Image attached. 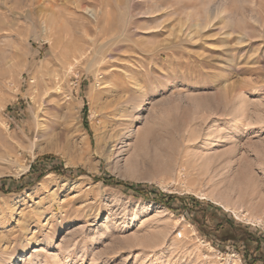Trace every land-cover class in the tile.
Wrapping results in <instances>:
<instances>
[{
	"label": "rangeland",
	"instance_id": "rangeland-1",
	"mask_svg": "<svg viewBox=\"0 0 264 264\" xmlns=\"http://www.w3.org/2000/svg\"><path fill=\"white\" fill-rule=\"evenodd\" d=\"M263 166L264 0H0V264H225L242 243L104 178L264 232Z\"/></svg>",
	"mask_w": 264,
	"mask_h": 264
},
{
	"label": "trees",
	"instance_id": "trees-1",
	"mask_svg": "<svg viewBox=\"0 0 264 264\" xmlns=\"http://www.w3.org/2000/svg\"><path fill=\"white\" fill-rule=\"evenodd\" d=\"M48 158L50 157L43 156L38 158L32 164L30 171L26 175L20 177L19 181L21 182V185L18 187L19 190L33 185L44 176V171H41L39 169V166L42 165L41 161H45ZM50 171H54L61 175H66L67 172H69L70 170H65L63 164H57V165H50ZM9 179L10 181L14 182L12 178ZM94 179L98 180L100 179V177L94 176ZM2 180L5 181L8 180V178L5 177L3 179H0L1 182ZM104 182L109 185L123 186L125 190H127V192L128 191L133 192L134 195L136 196H142L147 199H152L156 202L165 205L173 212L180 213L187 220L194 222L198 226L199 231L206 236L210 237L212 236L213 233V235L219 237L223 241V243H228L237 240V242L242 243L244 245L242 253H243V258L246 261V264H264V232L256 228L253 229V227L236 224L234 223L233 220L230 221L227 217H226L227 220L224 219L225 221L219 220L217 214L211 213L208 210L209 206L212 207L214 205L210 203H206L207 207L199 210L196 209L194 206L189 205L188 202L189 199L193 201V204L195 206H197L196 203L197 204L204 203V202L201 203L194 197H183L176 194H165V193H161L158 190H155V193L152 195V192L148 190L146 184L125 182V181L117 180L112 176H108L104 178ZM4 186L5 184H2L0 190H3ZM9 192L10 191L7 190L5 193H9ZM215 208L220 209V207L217 206H215ZM201 211L202 214H199L200 215L199 216L198 213ZM222 212H224V214H227L224 210H222ZM215 220L218 221L216 224L217 229H215L214 232H209L208 230L211 229V224H212L211 222ZM224 222L231 225H229L230 229L222 233V230L220 231L219 228L221 229L225 226ZM240 226L242 228L240 233H235L232 227L237 228Z\"/></svg>",
	"mask_w": 264,
	"mask_h": 264
},
{
	"label": "built area",
	"instance_id": "built-area-1",
	"mask_svg": "<svg viewBox=\"0 0 264 264\" xmlns=\"http://www.w3.org/2000/svg\"><path fill=\"white\" fill-rule=\"evenodd\" d=\"M178 238H183V234L181 231L177 233ZM208 245L211 246L210 243ZM228 251L226 252L227 258L225 259V264H245L243 253L239 249L235 247V244L229 243L227 244ZM214 249V248H213ZM215 250V249H214Z\"/></svg>",
	"mask_w": 264,
	"mask_h": 264
},
{
	"label": "bare ground",
	"instance_id": "bare-ground-1",
	"mask_svg": "<svg viewBox=\"0 0 264 264\" xmlns=\"http://www.w3.org/2000/svg\"><path fill=\"white\" fill-rule=\"evenodd\" d=\"M18 9V8H17ZM60 23V22H59ZM246 103V102H245ZM240 105H239V108H237V114H236V118H233V119H235V121L237 122V123H244V124H247L246 123V120H245V122L243 121V118L245 117V111H244V109H245V105L243 104V98H240V103H239ZM224 107H225V105H224ZM234 116H235V114H234ZM251 119V118H250ZM255 123H256V120H251V121H249L248 122V124H251L252 126H253V124L255 125ZM244 126V125H243ZM246 126V125H245ZM264 167V166H263ZM262 167V168H263ZM247 174V173H246ZM263 179V178H262ZM204 198H206V196H204ZM216 202V201H215ZM223 206L227 209V210H232V208L230 207V205H229V203H226V204H223ZM234 210V209H233ZM235 211V210H234ZM190 224V223H189ZM190 225H192V224H190Z\"/></svg>",
	"mask_w": 264,
	"mask_h": 264
}]
</instances>
